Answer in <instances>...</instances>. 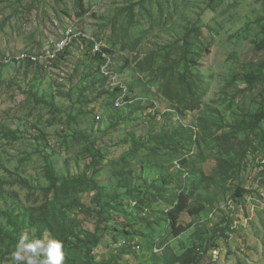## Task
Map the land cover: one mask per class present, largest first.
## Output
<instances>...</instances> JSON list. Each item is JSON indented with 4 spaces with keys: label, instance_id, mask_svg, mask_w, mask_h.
Wrapping results in <instances>:
<instances>
[{
    "label": "rangeland",
    "instance_id": "374dc122",
    "mask_svg": "<svg viewBox=\"0 0 264 264\" xmlns=\"http://www.w3.org/2000/svg\"><path fill=\"white\" fill-rule=\"evenodd\" d=\"M68 34L46 66L0 67V231L20 211L65 214L115 264H182L199 247L196 264H264V82H247L264 77V0H0V54ZM187 184L206 211L175 237L165 214ZM69 240L63 264H84Z\"/></svg>",
    "mask_w": 264,
    "mask_h": 264
},
{
    "label": "trees",
    "instance_id": "16d2710c",
    "mask_svg": "<svg viewBox=\"0 0 264 264\" xmlns=\"http://www.w3.org/2000/svg\"><path fill=\"white\" fill-rule=\"evenodd\" d=\"M90 45L93 48V44H91V42ZM186 46H189V41L187 42ZM259 48L264 49V42L259 44ZM95 59L99 60V62H101L102 64L106 62V59L103 58L101 52H96ZM185 62H189L188 55L185 56ZM247 82L249 84L264 82V77L252 75L251 77L247 78ZM106 93L112 94L108 90ZM263 121L264 110L254 120V124L252 126V131L254 133H256L258 129H260V124ZM256 135L258 139L264 141V133L262 131L261 133ZM249 144L255 149L253 141L249 142ZM94 151L97 152V150ZM97 154L99 153L97 152ZM184 164H186V162H183V165ZM49 174L52 175V172H49ZM162 181H164L165 183L166 180H164L163 178ZM18 183L19 185H21V187H27L28 185V182L26 180H19ZM190 189L191 185L187 184L186 187L176 196L173 204L171 203L172 208L165 214V222L168 224L175 237H180L190 229V226H185L183 223L185 215L195 218L206 211V206L203 203L204 198L203 200L195 199L194 196L190 193ZM246 194L247 191L238 188L233 194V199L240 202L246 196ZM19 216H22V221L21 223L15 224V231L13 233H5L3 231H0L1 259H11V252L13 251V248L15 247L18 240L25 234H28L30 228H33L36 230V234H39L40 237H42L43 233L48 232L55 240L62 241L63 253L66 250L65 248H67L68 244L70 243L69 239H74L76 242L80 241L81 246L85 248L84 264H115L113 260L106 258L104 255H97V253H94V248H96L100 244L101 235L95 234L90 243L81 240L73 230L74 220L69 219L65 214L58 216V218L48 219L40 216V214L38 213H34L33 211L30 213L29 211L24 210L20 211ZM8 217L11 219V214H9ZM199 248L190 249L184 255H182V257H180L182 264H196L199 259L198 256L200 255L198 251ZM8 256H10V258H7Z\"/></svg>",
    "mask_w": 264,
    "mask_h": 264
},
{
    "label": "built area",
    "instance_id": "2783aa9c",
    "mask_svg": "<svg viewBox=\"0 0 264 264\" xmlns=\"http://www.w3.org/2000/svg\"><path fill=\"white\" fill-rule=\"evenodd\" d=\"M93 41V40H92ZM72 43V36L66 37L59 42H53L52 44L45 47L41 52H22L19 54H0V67H6L10 65H43L46 66L54 62L60 54H62L68 46ZM95 52H100L97 44L94 47ZM102 53V52H101ZM104 59L106 55L102 53ZM107 65H104L101 69V73L106 77L110 76V72L107 70ZM200 255H205L206 251L202 248L198 249ZM216 258L221 254L220 248L211 249V251Z\"/></svg>",
    "mask_w": 264,
    "mask_h": 264
},
{
    "label": "clouds",
    "instance_id": "9594fccd",
    "mask_svg": "<svg viewBox=\"0 0 264 264\" xmlns=\"http://www.w3.org/2000/svg\"><path fill=\"white\" fill-rule=\"evenodd\" d=\"M27 241V236H22L11 252L13 264H63V243L60 240L34 239Z\"/></svg>",
    "mask_w": 264,
    "mask_h": 264
}]
</instances>
